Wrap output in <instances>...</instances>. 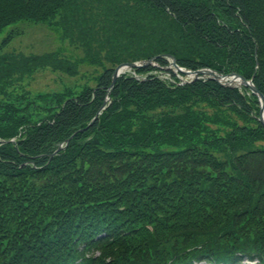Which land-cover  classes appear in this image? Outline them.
<instances>
[{"label": "trees", "instance_id": "1", "mask_svg": "<svg viewBox=\"0 0 264 264\" xmlns=\"http://www.w3.org/2000/svg\"><path fill=\"white\" fill-rule=\"evenodd\" d=\"M16 21L54 27L102 71L94 85L18 93L41 69L74 76L77 62L0 54V264H264L257 95L165 68L170 53L254 75L264 93V0H0V32ZM152 57L136 73L171 79L122 74L110 88L119 62Z\"/></svg>", "mask_w": 264, "mask_h": 264}, {"label": "rangeland", "instance_id": "2", "mask_svg": "<svg viewBox=\"0 0 264 264\" xmlns=\"http://www.w3.org/2000/svg\"><path fill=\"white\" fill-rule=\"evenodd\" d=\"M51 50H58L61 53L63 52L64 54L70 56L72 60H75L78 65L77 73L74 74V76H71L65 72L51 71L49 68H45L35 72L29 78H26V80L19 81L16 85L17 87H13V89H17L18 93L29 91L30 93L35 94L42 91H52L53 89L62 90L65 85H73L75 83H88L90 85L95 84V77L97 73L102 71V68L98 65H92L87 61H84V54L82 50L63 39L61 34L54 27L40 22L33 23L28 21H16L6 25L0 32V54L16 53L28 55L29 53L40 54L41 52ZM130 72L126 74H131ZM161 76L162 79H168L169 74L164 73L161 74ZM180 78L186 80L187 78H191V76L186 74L185 76H180ZM0 99H2L1 95ZM193 108L197 110L201 109L209 115L214 111L211 106L209 107L202 101H198L197 104H194ZM221 114L230 115L232 118L237 119L239 124L245 123L249 128L259 127L258 122L255 120L256 118L259 122H261L259 119L260 114L258 117H254L256 116V113L251 116L252 119L244 118V120L231 113L227 108H224L221 111ZM2 120L3 117L0 116V122L4 121ZM211 126L228 130L227 126L221 127L217 124H211ZM254 143H256L254 145L264 147V136L261 140Z\"/></svg>", "mask_w": 264, "mask_h": 264}, {"label": "water", "instance_id": "3", "mask_svg": "<svg viewBox=\"0 0 264 264\" xmlns=\"http://www.w3.org/2000/svg\"><path fill=\"white\" fill-rule=\"evenodd\" d=\"M169 57L171 58V61H172V64L174 67H176L177 69H179L180 71L182 72H187V73H193L196 77L200 74H206V75H212L214 78H217V79H220L221 78H225V77H230V83L231 82H238L240 84H245L247 85L251 91L253 92H256L260 98V102H262L261 104V109H260V120L261 122H263L264 124V113L263 112V109H264V94L258 90L257 86L255 85V83L253 82V80H247L243 75H240L239 73H236V72H231V74L229 75H225V74H216L214 73L213 71H211L210 69H197V71H190V70H183L178 64H177V61L175 60V57L173 55H170L169 54ZM151 62L150 61H141V64H137L135 62H130V63H122V64H119V66L115 69L113 75V81H112V84H114L115 80L117 79V77L119 76L118 73H119V70L121 68H130V67H141V65H146V64H150ZM60 148V147H59Z\"/></svg>", "mask_w": 264, "mask_h": 264}]
</instances>
